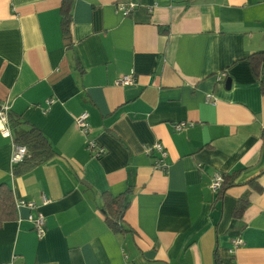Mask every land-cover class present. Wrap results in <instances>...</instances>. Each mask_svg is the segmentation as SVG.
I'll use <instances>...</instances> for the list:
<instances>
[{
  "label": "crops",
  "instance_id": "obj_1",
  "mask_svg": "<svg viewBox=\"0 0 264 264\" xmlns=\"http://www.w3.org/2000/svg\"><path fill=\"white\" fill-rule=\"evenodd\" d=\"M61 1L0 0L11 135L34 126L54 150L13 174L0 134V183L45 219L38 236L15 206L0 224V264H264V67L250 59L264 50V0H73L69 40ZM131 1L124 15L117 5ZM129 73L132 84H115ZM155 141L164 169L145 150ZM216 170L229 182L219 195ZM104 193L124 196L125 231L106 224Z\"/></svg>",
  "mask_w": 264,
  "mask_h": 264
},
{
  "label": "trees",
  "instance_id": "obj_2",
  "mask_svg": "<svg viewBox=\"0 0 264 264\" xmlns=\"http://www.w3.org/2000/svg\"><path fill=\"white\" fill-rule=\"evenodd\" d=\"M73 0H62L60 6L61 14V30L65 39H70V23L71 13L70 9ZM260 57L261 65L264 67V50L261 52L254 53L250 56V59L254 57ZM9 122L11 126H14L18 121L16 117H12L9 112ZM14 142L26 147V154L22 161L12 166L11 171L16 174L23 167H31L33 165L40 164L41 162L49 159L53 154L54 150L50 143L43 136L41 131L34 126H30L27 130L16 136ZM224 181L221 188L217 192V195L221 194L225 187L229 184L227 177L223 174ZM124 196L112 197L110 194H103V206L102 211L108 227L114 232H123L125 228L121 224L122 212L127 207V202L123 201ZM247 204V200L241 199L238 201L235 207V215H240L242 210ZM15 215V202L12 197L11 189L6 183H0V224L1 222L13 218ZM219 263V260L216 259Z\"/></svg>",
  "mask_w": 264,
  "mask_h": 264
},
{
  "label": "built area",
  "instance_id": "obj_3",
  "mask_svg": "<svg viewBox=\"0 0 264 264\" xmlns=\"http://www.w3.org/2000/svg\"><path fill=\"white\" fill-rule=\"evenodd\" d=\"M138 3L135 1H131L128 4H118L117 8L121 10V12L124 15H127L131 10H133ZM225 72H220L218 73L217 79L220 80L225 77ZM134 82V76L129 73L122 75L120 78L115 80V84L118 85H128L132 84ZM207 100H209V95L207 96ZM52 102V100L48 99L46 101L47 107L49 104ZM9 112H10V103L7 100H3L0 102V134L3 137H7L11 139V168L15 164L19 163L22 161L26 154V147L24 145H20L14 142V138L11 135V125L9 122ZM89 113L87 111H83L79 113L75 117V123L77 127L79 128V131L81 133L87 134L89 132L90 124H89ZM193 122L192 121H179L177 123L173 124V127L175 130L180 131L188 126H192ZM87 149L93 152L94 156L100 157L105 153V150L102 146L98 145L94 139H90L87 142ZM146 152L147 153H152L155 152L158 154L154 161V167L158 169H164L167 164L165 162V157H166V150L163 146L162 143L159 141H155L154 143L147 145L146 146ZM224 181V176L223 173L220 171H214L211 175V181H210V188L213 192H218L219 189L221 188V185ZM47 199L44 195H42V203H46ZM15 206H26L29 208L30 213L28 214L27 218L28 220L32 223L33 229L36 231L38 236H41L44 234V228H45V219L43 214L37 210V205L33 201H27L24 199H19L15 202ZM241 243L240 239H233L231 242V248L229 249L230 253H233L237 245ZM127 256L125 255V262L123 264H132L128 261H126ZM230 264H235L234 262Z\"/></svg>",
  "mask_w": 264,
  "mask_h": 264
},
{
  "label": "water",
  "instance_id": "obj_4",
  "mask_svg": "<svg viewBox=\"0 0 264 264\" xmlns=\"http://www.w3.org/2000/svg\"><path fill=\"white\" fill-rule=\"evenodd\" d=\"M226 84L229 85L230 84V79L226 80Z\"/></svg>",
  "mask_w": 264,
  "mask_h": 264
}]
</instances>
